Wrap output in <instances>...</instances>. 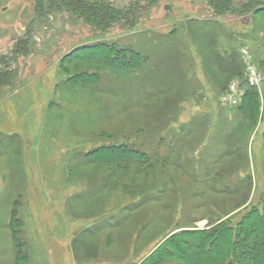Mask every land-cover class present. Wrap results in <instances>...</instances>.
Returning <instances> with one entry per match:
<instances>
[{"label":"rangeland","instance_id":"obj_1","mask_svg":"<svg viewBox=\"0 0 264 264\" xmlns=\"http://www.w3.org/2000/svg\"><path fill=\"white\" fill-rule=\"evenodd\" d=\"M84 1L130 13L101 29L68 0H0V264H142L175 234L264 210V85L220 102L244 49L264 75L252 0ZM97 45L138 66L65 60ZM123 147L149 162L91 159Z\"/></svg>","mask_w":264,"mask_h":264},{"label":"trees","instance_id":"obj_2","mask_svg":"<svg viewBox=\"0 0 264 264\" xmlns=\"http://www.w3.org/2000/svg\"><path fill=\"white\" fill-rule=\"evenodd\" d=\"M226 1L214 0L213 5L221 11L227 10L231 2ZM59 7L64 8L65 5H59ZM66 8L71 12H76L78 16H84L87 22L101 29H106L123 18L128 19L126 15L130 13L128 11L126 15L120 14L105 4H88L84 0H68ZM244 8V12L253 13L255 16L264 15V12L260 10V0L259 2L252 0ZM77 57L99 59L116 72H125L138 66L140 54L130 49L117 48L114 45H97L76 48L65 57V60ZM78 77V81L90 83L86 75L82 74L76 78ZM251 91L253 89L245 90L241 105L246 102ZM111 153L112 155L121 154L131 159L136 158L139 162H149L148 156L124 147L103 148L95 152L96 157L93 156L91 159L98 158L102 162H110L113 160L111 157L114 158L110 155ZM180 237L184 238L183 241H180ZM167 244L153 258L146 259L142 264H194L200 261L203 264H264V210L261 212L253 208L241 217L238 224L227 221L211 233L183 231L173 235ZM169 261H176V263Z\"/></svg>","mask_w":264,"mask_h":264},{"label":"built area","instance_id":"obj_3","mask_svg":"<svg viewBox=\"0 0 264 264\" xmlns=\"http://www.w3.org/2000/svg\"><path fill=\"white\" fill-rule=\"evenodd\" d=\"M246 64V76L242 82H233L226 93L221 97L220 102L226 106H238L242 103L246 89H260L264 84V75L259 71L253 61L248 49L241 52Z\"/></svg>","mask_w":264,"mask_h":264},{"label":"water","instance_id":"obj_4","mask_svg":"<svg viewBox=\"0 0 264 264\" xmlns=\"http://www.w3.org/2000/svg\"><path fill=\"white\" fill-rule=\"evenodd\" d=\"M170 7H167V9H169Z\"/></svg>","mask_w":264,"mask_h":264}]
</instances>
